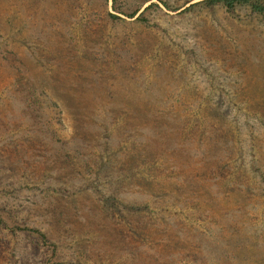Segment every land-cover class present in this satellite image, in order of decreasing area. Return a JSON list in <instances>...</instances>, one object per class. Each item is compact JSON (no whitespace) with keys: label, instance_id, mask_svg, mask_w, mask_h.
I'll return each mask as SVG.
<instances>
[{"label":"rangeland","instance_id":"rangeland-1","mask_svg":"<svg viewBox=\"0 0 264 264\" xmlns=\"http://www.w3.org/2000/svg\"><path fill=\"white\" fill-rule=\"evenodd\" d=\"M192 1L0 0V264H264V21Z\"/></svg>","mask_w":264,"mask_h":264},{"label":"trees","instance_id":"trees-1","mask_svg":"<svg viewBox=\"0 0 264 264\" xmlns=\"http://www.w3.org/2000/svg\"><path fill=\"white\" fill-rule=\"evenodd\" d=\"M205 5L208 7H213L216 5H222L226 8L227 11L233 12L235 9L239 7H248L252 14L255 16L260 17L261 20L264 21V0H200L192 5H190L187 10H190L196 5ZM166 5V4H165ZM111 16L113 18H118V15L112 14ZM139 19H143L141 16H139ZM32 231L40 233L39 236H44L41 234V231L38 229H31ZM44 238V237H43ZM45 241V240H44Z\"/></svg>","mask_w":264,"mask_h":264},{"label":"water","instance_id":"water-1","mask_svg":"<svg viewBox=\"0 0 264 264\" xmlns=\"http://www.w3.org/2000/svg\"><path fill=\"white\" fill-rule=\"evenodd\" d=\"M196 1H200V0H193L192 2H190L189 4L193 3V2H196Z\"/></svg>","mask_w":264,"mask_h":264}]
</instances>
